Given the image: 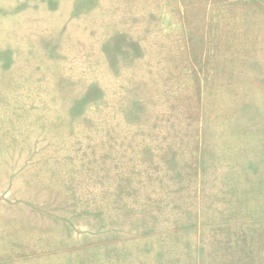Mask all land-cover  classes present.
Instances as JSON below:
<instances>
[{
    "label": "rangeland",
    "instance_id": "rangeland-1",
    "mask_svg": "<svg viewBox=\"0 0 264 264\" xmlns=\"http://www.w3.org/2000/svg\"><path fill=\"white\" fill-rule=\"evenodd\" d=\"M0 264H264V0H0Z\"/></svg>",
    "mask_w": 264,
    "mask_h": 264
}]
</instances>
